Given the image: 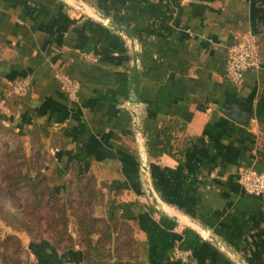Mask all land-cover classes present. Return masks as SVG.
<instances>
[{"label": "crops", "instance_id": "crops-1", "mask_svg": "<svg viewBox=\"0 0 264 264\" xmlns=\"http://www.w3.org/2000/svg\"><path fill=\"white\" fill-rule=\"evenodd\" d=\"M85 1L138 36L139 121L159 195L248 264H264L262 199L238 184L243 167L264 173V0ZM248 32L259 39L261 67L233 84L228 49ZM130 65L127 38L80 11L58 0H0V123L44 142L54 188L93 178L103 200L140 205L110 231L105 248L118 254L108 264H186L176 250L190 252L191 264H235L147 199ZM60 73L82 83L77 101ZM23 78L32 89L20 98L13 83Z\"/></svg>", "mask_w": 264, "mask_h": 264}, {"label": "rangeland", "instance_id": "rangeland-1", "mask_svg": "<svg viewBox=\"0 0 264 264\" xmlns=\"http://www.w3.org/2000/svg\"><path fill=\"white\" fill-rule=\"evenodd\" d=\"M97 3L103 6L102 1ZM49 157L37 134L30 137L11 124L0 123V264H46V259L48 263L61 260L62 264H77V261L82 264V253L92 255L83 233L85 229L80 226L82 215L77 216L82 210L91 213L92 225L97 229L94 240L105 233L104 216L109 200H103L106 196L101 194L97 200L87 196L83 190L87 178L70 179L64 189L58 188L59 200L54 199L49 188H55L44 172L51 161ZM27 175L41 186L37 189L40 196L35 198L28 191V179L23 180ZM94 185L96 190H102L97 182ZM79 189L83 190L81 194ZM62 215L63 219L58 222ZM16 217L21 221L15 220ZM103 249V262L117 255L108 252L107 247ZM77 252L79 258H76Z\"/></svg>", "mask_w": 264, "mask_h": 264}, {"label": "water", "instance_id": "water-1", "mask_svg": "<svg viewBox=\"0 0 264 264\" xmlns=\"http://www.w3.org/2000/svg\"><path fill=\"white\" fill-rule=\"evenodd\" d=\"M81 13L88 16L102 26L109 28L115 33L121 34L127 38L131 52L130 65V107L133 109V123L137 135L139 161H140V180L147 199L151 202L153 208L161 215L172 221L180 223L196 232L200 237L205 238L221 251L227 253L235 264H248L244 257L222 239L210 233L208 227L196 218L182 213L166 203L157 192L151 178L150 161L147 152V146L139 122V110L141 108L142 93V51L138 36L129 28L122 26L110 17L100 12L95 6L85 0H58Z\"/></svg>", "mask_w": 264, "mask_h": 264}, {"label": "built area", "instance_id": "built-area-1", "mask_svg": "<svg viewBox=\"0 0 264 264\" xmlns=\"http://www.w3.org/2000/svg\"><path fill=\"white\" fill-rule=\"evenodd\" d=\"M260 67L261 57L258 37L251 32L241 35L228 49L227 77L229 81L237 84L244 80L248 72ZM56 78L62 85L66 97L70 101H77L82 90V83L66 73L57 74ZM31 89L32 81L28 78L13 83V93L17 97L27 96ZM238 184L246 193L261 197L264 211V173L252 167H243L238 173ZM173 257L176 261L186 264L193 263L190 252L176 250Z\"/></svg>", "mask_w": 264, "mask_h": 264}, {"label": "trees", "instance_id": "trees-1", "mask_svg": "<svg viewBox=\"0 0 264 264\" xmlns=\"http://www.w3.org/2000/svg\"><path fill=\"white\" fill-rule=\"evenodd\" d=\"M28 179V184L26 185V187H30L28 189L29 192H31L34 197H38L40 196L39 193H37V189H40L41 186H39L37 183H33L31 178L28 177V175L23 178V180H27ZM94 185V183H96L94 181L93 178H89L88 181L86 182V184L83 186V190L86 191L87 196L91 197L94 196L95 200H97V196L98 195H102L103 193L99 190H96V186L94 185L93 187L90 186V184ZM48 186V185H47ZM47 186H44V189H47ZM49 188V186H48ZM60 189V187H59ZM58 188L55 189H50L49 188V194H51L53 196L54 199L59 200L58 197ZM93 189H95V191H93ZM82 189H79L80 194L83 191ZM96 195V196H95ZM100 195V196H101ZM41 200L38 199V202H40ZM38 203V204H39ZM140 205H138V203H122V202H109L108 204V210H107V220H106V230L105 233L102 234L101 238L99 237L98 240H94L93 236L94 234L97 233V229H95V227L92 225L93 219L91 217V213L86 212L84 210L79 211V215H82V218L80 219V226L81 228L85 229V232H83L85 234V240L87 242L88 247L90 248L92 255L91 257H89L86 253H82L81 255V262L82 264H108V262H103L102 259H104V255L102 253L103 247L105 248L106 246V242L109 239V233L110 231H112L113 228H117L118 224H119V218L120 219H126L127 217H130L133 213V209H135L136 207H138ZM8 213V212H7ZM2 214V211L0 210V215ZM8 217H12L11 214H7ZM63 215L62 217L58 220V222H60L63 219ZM15 220L21 221L19 218H14ZM103 244V246L101 245ZM38 246V245H37ZM111 253V252H110ZM114 254H118V252H113ZM36 254H38L39 256V252H36ZM79 252H77L76 254V258L78 257ZM53 256V255H52ZM114 257V256H112ZM79 258V257H78ZM50 261V260H49ZM105 261V260H104ZM63 262L60 260V262H55L54 260L50 261L48 263L47 259H46V264H62ZM77 264L80 263V261L76 262Z\"/></svg>", "mask_w": 264, "mask_h": 264}]
</instances>
